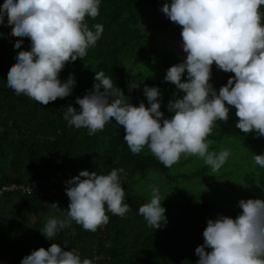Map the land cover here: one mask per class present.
<instances>
[{"label":"clouds","instance_id":"1","mask_svg":"<svg viewBox=\"0 0 264 264\" xmlns=\"http://www.w3.org/2000/svg\"><path fill=\"white\" fill-rule=\"evenodd\" d=\"M99 5L100 0H3L0 24L11 25L12 35L30 41L28 50L15 53V62L7 70V86L40 105L68 96L75 84L73 74L61 81L58 73L66 62L83 58L100 38L103 25L94 23L90 29L85 22V17L98 15ZM261 6L264 0H165L160 5L159 10L181 26L180 47L185 53L182 62L169 66L163 76L182 93L165 104L170 117L160 111L161 93L156 86L142 88L147 107L144 102L133 105L103 70L94 72L90 91L75 97L79 110L68 104L60 115L68 125L85 128L90 136L106 124L123 126L122 139L133 154L147 147L165 167L182 155H194L212 172L219 170L230 151L209 150L212 141L207 137L217 120L228 119L226 104L234 106L237 129L264 136ZM21 44V39L14 41L15 47ZM213 63L233 73L218 90L210 83ZM252 159L264 167V153L252 154ZM123 175L122 168L103 173L85 169L65 179L66 214L49 216L40 233L53 237L73 221L95 232L108 222L106 211L123 216L129 209ZM147 188L149 198L137 211L156 229L167 222L161 204L165 196L161 197L157 184ZM44 205L58 209L55 201ZM237 207L241 211L234 218L217 214L206 219L203 243L194 248L195 264H264V199L241 198ZM19 264H94V259H82L77 250L52 242L47 249L31 250Z\"/></svg>","mask_w":264,"mask_h":264},{"label":"trees","instance_id":"2","mask_svg":"<svg viewBox=\"0 0 264 264\" xmlns=\"http://www.w3.org/2000/svg\"><path fill=\"white\" fill-rule=\"evenodd\" d=\"M164 2L100 0L98 15L85 17L90 29L94 23L103 25L100 38L83 58L66 62L58 73L61 81L69 73L73 74L75 84L71 93L45 105L24 94L17 95L7 86V70L15 62V53L28 50L30 41L28 37L12 35L11 25L0 24V33L3 34L0 36V189L9 184L34 189V193L22 188L0 193L1 260L19 264V260L31 250L47 249L50 243L56 242L61 247L77 250L82 259H94V264H195L198 256L194 248L203 243L202 230L211 212L219 209L217 201L213 197L198 199V194L188 190L190 186L176 190L174 197H166L167 191L159 188L161 197L165 196L161 204L167 222L152 229L137 211L149 198L147 185L142 184L145 174L155 172L161 177L158 183L162 186L173 184L183 176L172 175V166L165 167L146 149L133 154L122 139L123 126L116 125L114 119L110 118L115 127L106 124L90 136L85 128L68 125L60 115L68 104L79 110L75 97L91 90L94 72L100 70L113 79L115 86L133 105L144 102L148 106L142 93L143 83L159 89L161 96L158 99L163 106L169 99L182 95L171 82L163 80L165 70L183 60L176 47L161 37L170 32L177 33L181 39V26L159 10ZM260 12L264 23V6ZM142 24H152L156 29H152L151 37ZM16 39L22 40L19 47L14 46ZM145 66L153 67L155 71L149 72ZM232 75L213 63L210 83L218 90ZM184 78L182 75L181 79ZM174 92L176 96H173ZM133 96H137V100H133ZM226 106L229 107L228 115L235 116L234 106ZM215 130L217 133L210 132L207 137L212 141L209 148L213 149L217 142L215 147L224 149L225 143L218 132L226 131ZM247 140L253 141L257 148L260 145L259 152L264 148V136L248 137ZM223 166L226 170L228 163ZM111 168L124 169L122 187L128 211L123 216L106 211L108 222L95 232L85 230L73 221L55 236L43 237L40 231L46 219L49 216L63 218L66 214L68 198L63 181L78 175L81 170L103 173ZM201 168L204 177L200 179L207 180L209 167ZM256 171L264 194V167ZM223 175L231 180L228 171L218 178ZM149 183L156 184L155 179L146 182ZM53 201L58 209L44 205V202Z\"/></svg>","mask_w":264,"mask_h":264},{"label":"rangeland","instance_id":"3","mask_svg":"<svg viewBox=\"0 0 264 264\" xmlns=\"http://www.w3.org/2000/svg\"><path fill=\"white\" fill-rule=\"evenodd\" d=\"M152 26V24H142V28L150 37L153 34L152 29L156 30L155 28H152ZM161 37L164 40H168L174 47H176L179 55L184 58L185 53L180 47L181 39L177 33H164ZM131 62L134 63L133 59ZM145 69L149 72L155 71L153 67L150 69L149 66H145ZM144 85L145 84L143 83V86ZM137 98V96H133V100H137ZM160 110L163 111L165 117H170L171 113L167 111L165 106L160 104ZM237 119L236 116L230 117L228 115L227 120H217L216 124L214 123L212 126L213 129L211 133H217L215 128L226 131L218 132V135L221 136L220 139H223V142L225 143V148L230 151V155L224 163H228L226 170H223L225 169V166H222L219 170L212 172L208 166L209 178L207 180H201L200 178L204 177L201 174V167L205 166L202 160L194 155H182L178 162L174 163L170 168L172 175L183 176L180 180L173 184H165L162 186L158 183L161 177L153 171H148L142 180V184H153H146V182L155 179L156 184H159V188H161L163 192L167 191L166 197H174L177 195L176 190H183V188L188 186H190L188 190L195 195L198 194V199L200 200H209L213 197L214 200L217 201L219 209H215L207 218H215L217 214L228 215L234 218L241 211L237 207V201L239 199H264L263 191L258 183L259 172L256 171L257 169L259 170L260 166L256 165L252 159V154L264 153V148L259 152L260 145L257 148L253 141L248 142V137H255L257 134L252 131H249L248 133L241 132L235 127V121ZM216 143L217 142L214 143L213 149L209 148V150L219 151L215 147ZM144 149L148 151L147 147ZM224 171H228L231 174V180L225 175L218 178V175L223 174ZM162 178H165V176L163 175ZM229 180L231 181L230 185L227 184ZM166 188L167 190H165ZM222 192H224V194Z\"/></svg>","mask_w":264,"mask_h":264},{"label":"built area","instance_id":"4","mask_svg":"<svg viewBox=\"0 0 264 264\" xmlns=\"http://www.w3.org/2000/svg\"><path fill=\"white\" fill-rule=\"evenodd\" d=\"M19 188H22L23 191L29 192V193H34V189L30 186H19L17 184H9L8 186H3L0 189V193H3L4 191H13V190H17ZM30 189V191L28 190Z\"/></svg>","mask_w":264,"mask_h":264},{"label":"water","instance_id":"5","mask_svg":"<svg viewBox=\"0 0 264 264\" xmlns=\"http://www.w3.org/2000/svg\"><path fill=\"white\" fill-rule=\"evenodd\" d=\"M0 264H9V263L0 259Z\"/></svg>","mask_w":264,"mask_h":264}]
</instances>
